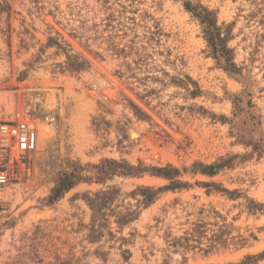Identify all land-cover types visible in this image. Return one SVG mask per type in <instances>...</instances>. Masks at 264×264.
<instances>
[{"label": "rangeland", "instance_id": "374dc122", "mask_svg": "<svg viewBox=\"0 0 264 264\" xmlns=\"http://www.w3.org/2000/svg\"><path fill=\"white\" fill-rule=\"evenodd\" d=\"M49 36L90 67L59 72ZM23 120L42 131L0 188V264H264L247 260L264 253V0H0V123ZM105 159L171 165L187 186L146 207L136 189L168 180L81 181L53 199ZM106 187L136 219L92 222L87 199Z\"/></svg>", "mask_w": 264, "mask_h": 264}, {"label": "trees", "instance_id": "16d2710c", "mask_svg": "<svg viewBox=\"0 0 264 264\" xmlns=\"http://www.w3.org/2000/svg\"><path fill=\"white\" fill-rule=\"evenodd\" d=\"M59 35V34H57ZM43 48H55L56 53L63 54L65 57V60L61 63L55 64L54 68L59 69V72H70V73H80L85 70H87L90 67V63L88 60L83 58L81 55L78 54H71L70 46L67 43H59L58 39L55 37L49 36L47 38L46 44L41 47ZM68 48V49H67ZM225 51H228L226 48H224ZM27 71L23 72V76H26ZM200 168L199 172L205 175L212 176L215 174V166H203L202 164L197 165ZM196 168V165L194 166ZM98 173V174H97ZM97 173H95L96 176L91 177H82L78 175H71L69 177H65L64 179L60 180L59 183L55 186V188L52 190L51 194L53 195V199H57L60 194L75 186L77 183L81 181L85 182H101L103 185L106 184L108 180L113 179L114 177H122V178H141L145 174H148L150 176L160 177L165 180L169 181V184L167 186L161 187V188H154V187H148V186H141L138 187L134 194H140L142 196L141 204H143L144 207L149 206L151 203H153L161 194L165 191H175L179 190L185 186H187V183L181 182L179 178V171L172 167L171 165H167L165 167H149L145 166L143 163L139 162L137 166H134L130 164L129 162L125 160L115 161V160H109L105 159L103 160L100 167L97 169ZM99 175V176H98ZM119 195V190L115 187H106L105 190L98 192L94 195L92 198L87 199V203L93 213L92 215V222L94 223L97 218H103V227H107L110 225L109 217H115V223L118 226H124L125 224H128L130 221H133L136 219L138 214L136 212L134 213H127V214H121L115 213L113 210L110 209L111 204L113 201L117 198ZM101 207H103V212L101 211ZM108 212V213H107ZM97 226V229L94 227ZM100 224H93L92 225V232H98L99 229H101ZM99 228V229H98ZM196 229H192L191 231L196 232ZM187 235H190V237H196L192 236L190 232L187 233ZM189 237V238H190ZM189 238H182V240L188 241ZM215 239L219 240L221 239L219 235H215L211 238V242L215 243ZM173 246L177 245L176 241L172 242ZM208 249V248H207ZM203 250L204 252L207 251ZM264 256V253L259 255L258 257H248L247 260L255 259V261L261 259ZM240 264H245L244 262Z\"/></svg>", "mask_w": 264, "mask_h": 264}, {"label": "built area", "instance_id": "2783aa9c", "mask_svg": "<svg viewBox=\"0 0 264 264\" xmlns=\"http://www.w3.org/2000/svg\"><path fill=\"white\" fill-rule=\"evenodd\" d=\"M49 118L52 127L50 130L44 128L45 136L54 138L56 135L55 118L46 116L43 122L46 123ZM41 131L39 124L33 121L0 123V188L8 184L15 165H24L29 154L37 149L38 135Z\"/></svg>", "mask_w": 264, "mask_h": 264}, {"label": "bare ground", "instance_id": "6f19581e", "mask_svg": "<svg viewBox=\"0 0 264 264\" xmlns=\"http://www.w3.org/2000/svg\"><path fill=\"white\" fill-rule=\"evenodd\" d=\"M49 122H51V119L50 118L46 121V123L43 122V124H44V127L43 128H45L46 130H47V128L50 130V128L52 127V124H50Z\"/></svg>", "mask_w": 264, "mask_h": 264}]
</instances>
